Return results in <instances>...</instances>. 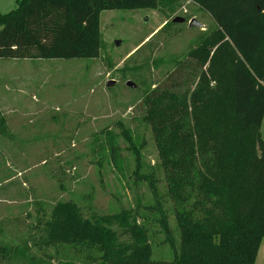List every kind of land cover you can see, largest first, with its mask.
I'll return each mask as SVG.
<instances>
[{"label":"trees","instance_id":"obj_1","mask_svg":"<svg viewBox=\"0 0 264 264\" xmlns=\"http://www.w3.org/2000/svg\"><path fill=\"white\" fill-rule=\"evenodd\" d=\"M188 1L215 24L189 53L201 68L197 82L181 94L153 90L142 117L164 169L165 194L153 173H134L154 200L142 208L149 218L136 210L85 218L75 204L58 203L44 222L46 246L86 254L87 264L254 263L264 238V0ZM157 6L158 0H15L0 15V59H96L101 13ZM120 128L136 152L130 132ZM97 134L107 137L116 166L113 136ZM148 220L158 225L170 259H152Z\"/></svg>","mask_w":264,"mask_h":264},{"label":"rangeland","instance_id":"obj_2","mask_svg":"<svg viewBox=\"0 0 264 264\" xmlns=\"http://www.w3.org/2000/svg\"><path fill=\"white\" fill-rule=\"evenodd\" d=\"M14 7L15 0H0V15ZM192 19L202 28H189ZM213 25L190 1L158 0L155 10L101 13L96 59H0V264H87L86 254L43 244L58 203L75 204L85 218L135 210L149 218L142 208L154 200L134 173H153L161 195L165 173L142 121L145 98L193 89L201 68L189 53ZM105 131L118 147L116 166L107 137L97 134ZM260 135L264 141V115ZM148 222L152 259H170L158 225ZM169 222L174 228L171 214ZM253 264H264V238Z\"/></svg>","mask_w":264,"mask_h":264},{"label":"water","instance_id":"obj_3","mask_svg":"<svg viewBox=\"0 0 264 264\" xmlns=\"http://www.w3.org/2000/svg\"><path fill=\"white\" fill-rule=\"evenodd\" d=\"M183 22H184V20L182 18H175V19L172 20V23H174V24H181ZM188 26H189V28H196V29H201L202 28V25L199 24L198 22H196L194 19H192V20L189 21ZM115 45L118 46L119 43L118 42H115ZM110 85H112V82H109L108 83V86H110ZM126 86H128L130 88H133L134 87L129 82L126 83Z\"/></svg>","mask_w":264,"mask_h":264},{"label":"crops","instance_id":"obj_4","mask_svg":"<svg viewBox=\"0 0 264 264\" xmlns=\"http://www.w3.org/2000/svg\"><path fill=\"white\" fill-rule=\"evenodd\" d=\"M186 1H188V0H186ZM193 5H195V4H193ZM195 6L199 9V7H198L197 5H195ZM199 10H200V9H199ZM200 11H201V10H200ZM213 26H214V28H215V24H214ZM214 28H213V29H214Z\"/></svg>","mask_w":264,"mask_h":264}]
</instances>
